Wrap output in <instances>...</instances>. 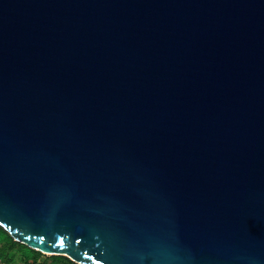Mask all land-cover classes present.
Segmentation results:
<instances>
[{
  "label": "water",
  "instance_id": "water-1",
  "mask_svg": "<svg viewBox=\"0 0 264 264\" xmlns=\"http://www.w3.org/2000/svg\"><path fill=\"white\" fill-rule=\"evenodd\" d=\"M0 227L75 264H264V0H0Z\"/></svg>",
  "mask_w": 264,
  "mask_h": 264
},
{
  "label": "trees",
  "instance_id": "trees-1",
  "mask_svg": "<svg viewBox=\"0 0 264 264\" xmlns=\"http://www.w3.org/2000/svg\"><path fill=\"white\" fill-rule=\"evenodd\" d=\"M0 264H75L63 256H44L13 241L0 227Z\"/></svg>",
  "mask_w": 264,
  "mask_h": 264
},
{
  "label": "snow or ice",
  "instance_id": "snow-or-ice-1",
  "mask_svg": "<svg viewBox=\"0 0 264 264\" xmlns=\"http://www.w3.org/2000/svg\"><path fill=\"white\" fill-rule=\"evenodd\" d=\"M28 239H30V238H28ZM41 239H43V238H41ZM77 243H79V241H77ZM58 247H60V248L63 247V239L62 238H61V241H60V244H59ZM65 255H66V253H65Z\"/></svg>",
  "mask_w": 264,
  "mask_h": 264
},
{
  "label": "rangeland",
  "instance_id": "rangeland-1",
  "mask_svg": "<svg viewBox=\"0 0 264 264\" xmlns=\"http://www.w3.org/2000/svg\"><path fill=\"white\" fill-rule=\"evenodd\" d=\"M44 256H46V255H44Z\"/></svg>",
  "mask_w": 264,
  "mask_h": 264
}]
</instances>
